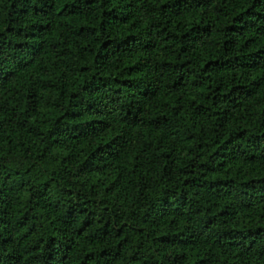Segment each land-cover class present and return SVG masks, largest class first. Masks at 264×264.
Listing matches in <instances>:
<instances>
[{
  "label": "trees",
  "instance_id": "obj_1",
  "mask_svg": "<svg viewBox=\"0 0 264 264\" xmlns=\"http://www.w3.org/2000/svg\"><path fill=\"white\" fill-rule=\"evenodd\" d=\"M0 264H264V0H0Z\"/></svg>",
  "mask_w": 264,
  "mask_h": 264
}]
</instances>
